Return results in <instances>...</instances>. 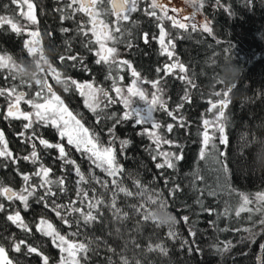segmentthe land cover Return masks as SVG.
<instances>
[{
	"label": "trees",
	"instance_id": "obj_1",
	"mask_svg": "<svg viewBox=\"0 0 264 264\" xmlns=\"http://www.w3.org/2000/svg\"><path fill=\"white\" fill-rule=\"evenodd\" d=\"M31 2L36 5L35 15L38 20L36 25L30 24L23 16L18 15L20 11H25L24 9L17 8L11 0H0V16L11 18L22 29L17 35L11 30L10 25L5 24L0 27V54L6 53L12 56L14 65L12 69H0V88L15 87L16 90L26 88L34 82L33 78L43 80L44 76H47L49 80L52 79L55 91L83 122L90 134H99L100 144L107 147L109 140L107 128L112 124L104 122L97 124L95 114L85 104L84 96L72 87H69L67 92L64 91L65 85L62 83L70 76L79 83H92L94 86L103 87L114 99L116 98L112 91L113 81L106 79L107 66L97 65L95 63L97 57L83 46L93 37L90 35L85 38L77 34L76 29L80 22H83L86 28L89 26V17L85 13L78 12L74 20L62 22L61 14L54 11V8L61 6L56 0H31ZM224 2L232 5L234 15L230 16L222 9H213L210 4H206L202 9L203 16L213 22L211 25L214 30L213 36L196 32L192 33L190 38L175 41L176 56H179L180 61L189 68V75L194 77L198 86L196 89H189L191 103H185L176 114L178 118L183 117L185 126L179 127L176 121L159 109V106L153 113V120L161 124V128L156 130L157 133L183 147L184 158L179 162L178 169L174 172L155 167V162L145 150L150 143L149 139L137 135L144 128L151 130L150 123L134 126L133 119L123 125H116V135L120 139L132 141L123 155L118 141L112 145L117 162L124 170L119 175L117 183L134 193L133 197H126L123 193H119L116 197L117 206L128 213V218L117 221L113 218L111 210L102 206L103 219L87 227L81 225L79 235L72 236L71 233L77 231L76 226L69 228L62 224L51 210V206L45 208L30 198L29 209L23 211L20 202L16 201L15 208L21 209L25 222L32 227V235H29L6 219L12 207L10 202L0 197V202L5 203L8 209L0 213V244L8 250V257L13 263L42 264L40 256L26 255L23 248L20 253L12 251L11 238L14 237L17 242L26 240L28 244L37 247L49 257V264H59L60 250L53 246L50 238L36 232L33 226L43 217L71 243L93 242L90 247L94 251L89 253L88 264H123L122 257L127 259L128 264H260L258 257L264 258V249L261 247L264 245V232L259 227L253 228L254 235L243 230L235 231L236 228H252V223L248 220L249 213L242 212L241 216L236 218L234 211L243 203L242 196L246 195L253 200V204L248 207L254 208L255 196L264 193V0H253L251 8L244 7L241 0H224ZM145 6V4L140 5L141 8ZM100 7L104 22L112 26L115 17L108 12L109 5L105 3ZM132 21H138V24ZM156 24L157 21L145 16L143 12H136L132 14L130 21L122 22L123 34L113 33L118 37V40L112 43L119 53L118 59L129 60L140 73L141 79L145 81L164 77L163 71L157 73L156 69L169 63L166 56L160 55L158 43L152 40L153 35H159ZM163 26L173 38L179 35L187 36L183 30L172 28L168 20H164ZM64 27L71 31L61 32V28ZM26 29L39 32L41 58L28 52L24 47ZM144 32L149 35L148 44L138 39ZM217 40L220 43H217ZM128 41L133 43L132 49L126 47ZM68 44L71 45V51L67 49ZM90 47L95 50L99 46L92 44ZM76 54L86 58L84 64L89 71H84L79 65L69 67L72 62L59 60L61 55ZM177 74L179 75L178 70ZM112 76H123L124 84L133 79L127 67L122 71H117L114 67ZM232 85H235V88ZM160 86L165 89L162 98L166 101L168 109L174 110L184 94L183 82L168 76L161 80ZM142 87L150 100L155 89L148 83H143ZM121 88L124 89L122 86ZM227 89H232L229 93L230 103L225 110L226 115L229 116V124L226 128L228 143L221 144L217 134L216 150L205 159H200L202 120L211 118L214 112L208 111L209 101L217 102L222 99V95L218 97L215 94L223 93ZM8 104L7 96L0 97V129L4 130L9 148L14 155H27L31 148L21 143L17 136L25 121L4 120L3 116ZM108 111L121 115L125 109L122 103H117ZM168 124H173L171 133L166 131ZM37 130L42 138L52 143L64 144L65 150L71 159L76 160L88 180V183L82 184L81 187L88 191L90 199L95 195L97 198H103L107 204L115 191L111 183L113 177L91 165L79 152L67 145L66 139L60 140L56 129L49 126L38 127ZM37 148L44 165L53 170L50 178L64 176L65 187L68 189L66 195L49 198V202L55 199L57 204H62L76 199L75 181L78 177L71 173L72 166L68 165L65 171H61V162L55 159L57 155L55 149L45 150L39 144ZM164 150L178 151L168 145L164 146ZM16 167L17 165L12 164L7 168L0 167V182L19 191L23 181L16 173ZM18 167L21 172L31 174L38 165L21 160ZM161 172L164 173L163 176ZM194 173L203 177L196 182L197 187L205 192L201 197L203 205L205 208L213 209V215L202 212L200 206L194 202L197 193L190 184ZM93 177L107 181L108 187L103 188ZM137 179L143 185L142 189H137L134 183ZM172 179L180 183L182 193L169 195V190L173 186ZM165 180H168L167 184ZM33 182H38V178H34ZM92 189H95V193ZM209 190L214 191L216 195L207 196ZM53 191H57L55 186ZM133 204L140 208L138 213L131 210L130 206ZM76 206H80L79 201ZM225 209L229 212L228 216L223 215ZM184 215L190 217L188 224L181 219ZM143 216L148 220H144ZM173 218L179 223L175 224ZM259 218H261L259 213L252 214L253 220ZM69 219L71 220L72 217ZM193 220L196 221L195 237L189 234ZM211 221H215V227L210 226ZM116 229H119V234ZM220 229L229 230L220 231ZM169 230L178 234L176 239L168 237ZM97 238H100L99 241ZM184 241L188 242L187 245L183 243ZM227 241H231L233 247L222 256L210 247L217 242H221L222 246ZM156 244H162L167 249V254L159 250L148 251L149 245ZM108 247L115 251L109 252ZM197 248L200 249L199 252L196 251ZM81 264H84V261H81Z\"/></svg>",
	"mask_w": 264,
	"mask_h": 264
},
{
	"label": "snow or ice",
	"instance_id": "obj_2",
	"mask_svg": "<svg viewBox=\"0 0 264 264\" xmlns=\"http://www.w3.org/2000/svg\"><path fill=\"white\" fill-rule=\"evenodd\" d=\"M60 7L54 8L55 12L60 13V20H74L76 14L85 13L88 17V27L86 28L83 22L78 24L76 29L77 34L88 38L90 35L93 39H88L84 43V48L93 53L97 59L95 63L97 65H105L108 69V76L106 79L113 81L112 91L115 93V99L109 94V91L105 90L103 87L94 86L92 83H79L77 80L72 79L70 76L67 77L62 83L65 85L64 91H68L69 87L75 88L80 92L82 96H88L85 100L86 106L90 109L92 113L95 114V119L97 124L111 123L112 126L107 128V135L109 137L108 146L104 147L100 144V136L97 133L90 134L88 129L84 128L75 117H72L76 127H71L68 120L63 118V113L67 112V108L63 107V102L60 100L59 96L52 93V88L46 86L47 93L52 94V99H49L47 95L43 92L38 91L35 93L36 99H43L44 103H34L33 100H26L25 103L31 105L32 112H22L19 108L20 102L24 99L25 93L16 92V88L12 87L10 89L0 88V97L7 96L9 101L7 105V110L3 116L4 120H23L25 123L22 125V130L17 133L18 138L21 143L27 144L31 151L27 155H14L13 151L9 148V142L6 138L3 129H0V167L7 168L9 164L17 165L15 168L16 173L21 177L23 185L19 191L14 190L12 187L3 185L0 182V197L4 198L6 201L10 202L12 211L6 216V219L10 221L17 228L21 229L25 233L32 235V227L25 222L24 217L21 215V209L15 208V202L19 201L22 205V210L27 211L30 207L29 200L32 198L35 203L42 204L45 208L51 206V210L60 219L61 223L67 225L69 228L76 226L77 231L71 233L72 236L79 235V229L81 225L85 227L92 225L93 223H98L103 219V212L101 207H105L111 210L112 216L117 221H122L128 218V213L123 212L121 208L117 206V195L123 193L126 197H133L134 193L124 187H121L117 181L119 175L124 171L123 166L117 162L115 149L112 147L113 143L117 142L120 146L121 155L124 154L125 150L131 146L132 141L129 139H120L116 135V125H123L126 121L134 119V126L151 124V130L144 128L142 131L138 132L137 135L146 136L150 143L146 146L145 150L149 153L151 160L155 162V167L157 169L173 170L174 172L178 169L179 162L183 160V147L174 140L163 138L157 133V129L161 128V124L153 120V113L157 111V106L159 109L166 112L169 117L176 121L179 127H184L185 123L183 117L178 118L177 113L183 108L185 103H191V93L189 89H196L198 86L195 82L193 76L189 75V68L186 67L184 63L180 61L179 56H176V40L190 38L192 33L202 32L207 33L209 36L214 35V30L212 25V20L207 17L204 18L203 22L196 21V16L198 13L202 14V9L206 4H210L213 9H222L228 15H234L232 11V5L230 3H225L224 0H186V3L191 5L195 11L190 15H182L183 9L177 7L169 8L168 5L171 4L172 0H56ZM11 3L16 5L17 8L23 9L26 7L27 11H20L18 15L23 16L30 24H38L37 17L35 15L36 5L31 2V0H11ZM107 3L109 5L108 12L115 17L112 27L109 28L103 20L98 19L101 15L100 11L97 10V5H104ZM244 7L251 8L253 6V0H241ZM145 4L146 6L141 8L140 5ZM7 7V5H5ZM136 12H143V14L151 19L157 21L156 27L159 29V35H153L152 40L156 41L159 45V53L161 56H166L169 63L163 65L162 68H157L156 72L160 73L163 71L164 77L157 80L145 81L141 79L140 73L132 66L131 62L126 59H118V51L116 47H107V42H116L118 37L111 33H122L121 24L122 22H128L131 20L132 14ZM171 12L173 15H169ZM177 16H181L177 19ZM164 20L171 22V27L178 30H183L185 35H179L175 38L167 32L163 26ZM182 21H188L187 23ZM134 24H138V21H132ZM10 25L11 30L19 35L22 29L13 22V20L7 16H0V27L3 25ZM191 29V32H189ZM71 29L64 27L61 28V32L68 33ZM51 35V33H49ZM30 37L39 36L38 31L30 32ZM167 38V39H166ZM138 39H142L145 44L149 43V35L144 32ZM217 43L220 41L217 40ZM33 41H25L24 47L30 52L31 45ZM96 44L99 47L93 50L90 45ZM128 49L134 47L131 41L126 43ZM68 51H71V45H67ZM227 51V50H226ZM85 57L79 54L76 55H61L59 60L61 62L67 60L72 62L69 67H77L78 65L83 68L84 71H89L88 67L84 64ZM12 56L5 54H0V69H12ZM115 67L117 71H122L125 67L130 69L131 76L134 78L132 80V85L127 87V95H124V89L117 86V81H122L123 76L113 77L112 69ZM177 70L179 75L177 74ZM168 76H173L176 79L183 82L185 89L184 94L181 97V102L176 105L174 110H169L166 101L162 98L165 94L164 87L161 85V80ZM140 83L151 84L155 91L152 93V98L149 100L146 93L136 87L137 81ZM87 89V92L85 91ZM232 89H227L223 93L217 92L216 96H223L217 102L209 101L210 108L209 112H214L212 119H203L202 127L203 131L201 133V149L199 152L200 159H205L208 155L216 150L215 140L217 139V134L219 135V140L221 144L228 143V135L226 133V128L229 124V116L226 115L225 110L228 108L230 103L229 93ZM136 96L141 101H144L147 105L146 111L144 108L132 107L131 97ZM122 103L125 111L123 114L118 115L115 112H109L114 104ZM146 112V114H144ZM70 115V114H69ZM56 129L58 137L60 140L66 139L67 145L74 148L81 156L87 159L91 165L96 168L101 169L108 176L113 177L111 183L115 187V191L109 199V202L105 204L103 198H97L95 195L90 199L89 193L83 187L82 184H87L88 180L85 178L84 174L80 170V166L77 164L76 160L71 159L69 153L65 150L63 143L57 142L52 143L48 139L42 138L38 132V127H49ZM166 131L171 133L173 131V124H168L166 126ZM39 144L45 150L55 149L57 155L55 159L61 162V171L66 170V166L71 165V173L74 174L78 179L75 181V197L76 199L70 200L68 203L57 204L55 199L49 202V198H55L58 195H66L68 189L65 187V177L60 176L55 179L50 178L52 173V168L46 167L42 161L40 151L37 148ZM168 145L170 147L178 149V151H167L164 150V146ZM27 161L32 165H38L36 170L29 173L21 172L18 164L19 161ZM158 161V162H157ZM161 172V176H163ZM34 178H38V182H33ZM93 179H96L93 177ZM171 179V178H170ZM198 173H194L193 177L190 179V184L195 193H197V198L194 201L195 204L200 206L202 212H207L209 215H213V209L205 208L201 197L205 195V192L197 187V181L202 180ZM96 183L100 184L103 188L108 187L107 181H101L96 179ZM137 189H142L140 181L137 179L134 181ZM168 183V180H165ZM172 188L169 190V195L176 193H182L180 183H177L175 179H172ZM53 186L56 187L57 191H53ZM95 193V189H92ZM140 193H137L139 195ZM207 196H215L214 191H207ZM256 206L248 207V205L253 204V200H250L248 196H242L243 203L234 211V216L239 218L242 212H247L250 215L248 220L252 223V228H236L235 231H245L253 233V228L259 227V229L264 232V193H258L255 196ZM79 201L80 206L77 205ZM142 208V206H140ZM133 212H139L135 204L130 206ZM8 209L5 203L0 202V213L6 212ZM259 213L260 217L257 220L252 219V214ZM224 216H228L229 212L225 209ZM69 217H72L70 220ZM144 220H148L146 216H143ZM185 224L189 223L190 217L184 215L181 217ZM179 223V221H178ZM196 221H192V227L189 228V234L192 237L197 235V230H195ZM36 232L41 235L51 239L54 247L60 250L61 256L59 264H88L89 253L93 252L94 249L90 247L89 243H71L65 236L61 235L56 227L47 219L41 217L35 224ZM211 227H215V221L210 222ZM229 229H220V231H227ZM117 234H119V229H116ZM170 239H176L178 234L169 230L167 233ZM254 235V233H253ZM100 238H97L99 241ZM106 245V242H104ZM187 245V241L183 242ZM107 246V245H106ZM212 249L218 255H224L229 252L233 247L231 241L224 242L221 246V242L214 243L210 245ZM264 249V245L261 246ZM25 250L26 255L36 254L41 257L42 264H49V257L44 255L43 252L39 251L37 247L28 244L26 240L16 241L15 238H11V250L17 253ZM159 250L161 253L167 254V249L162 244H156L155 246L149 245L148 251ZM109 252H114L115 250L108 247ZM196 251H200L199 248ZM123 264H128L127 259L121 258ZM260 264H264V258L258 257ZM0 264H13V260L8 257V250L0 244Z\"/></svg>",
	"mask_w": 264,
	"mask_h": 264
},
{
	"label": "rangeland",
	"instance_id": "obj_3",
	"mask_svg": "<svg viewBox=\"0 0 264 264\" xmlns=\"http://www.w3.org/2000/svg\"><path fill=\"white\" fill-rule=\"evenodd\" d=\"M165 2H167V0H165ZM100 6L101 5H99V4L97 5V10L100 11V13H101V15L98 17V19L104 21V17L102 15L103 13L101 11L102 9H101ZM168 7L169 8H171V7H177V8L183 9V13L181 14V16L182 15H190L193 11H195V9L191 5H189L188 3H186V0H172L171 4H169ZM23 9L25 11H27L26 7H24ZM169 15H173V14L171 12H169ZM181 16H177V19H180ZM204 18L205 17L203 16V14L198 13L197 16H196V21L203 22L204 21ZM182 22L187 23L188 21H182ZM104 23L107 24L109 26V28L112 27L110 24H108L106 22H104ZM169 23H171V22L169 21ZM30 32H34V30H29V29H26L25 30V33H26L25 41H28V40L33 41V44L31 45V49L32 50L30 51V53L34 54L38 58L39 57L41 58L42 57V51H41V48H40L39 36H37V37H30L29 36V33ZM111 34H113V33H111ZM112 43H113L112 41L107 42V47H113L112 46ZM44 77L45 78H43V80L37 79V78H33V81L34 82L31 83V86L26 87V88L23 87L21 89H17L16 90L17 93H20V92L25 93L24 99L21 100L20 105H19L20 110L22 112H32L33 111L31 105L25 103L26 100H33L34 103H44L45 102L43 99H36L35 93L38 92V91L43 92V94L44 95H47L49 97V99H52V94L47 93V89H46V86H50L52 88V93H54L56 96H59L60 97V100L63 102V105L62 106L65 107V108H67V112L66 113H63V118L65 120H68L69 125L71 127H76L74 121L72 120V117H75V120H78L80 122V124L83 125V127L87 129V127L83 124V122L67 106V104L64 102V100L62 99V97L55 91V88H54L52 79L49 80L47 78V76H44ZM131 85H132V81L131 82H128V83L126 82V84L123 83V80L122 81H119V80L117 81V86L124 87V90H125L124 91V94H126V95H127L126 89H127V87H129ZM136 87L145 92L144 87H142V83H140L139 80L137 81ZM85 91L87 92V89H85ZM145 93L147 95V92H145ZM84 98L86 100V99H88V96H84ZM131 100H132V107L144 108L143 110L146 111L147 105L145 104L144 101H141L136 96L131 97ZM10 102L11 101H9V103ZM213 111L215 112V110H213ZM214 112H213V116H214ZM144 114H146V112ZM213 116L211 118H209V119H212ZM13 264H15V263H13Z\"/></svg>",
	"mask_w": 264,
	"mask_h": 264
},
{
	"label": "clouds",
	"instance_id": "obj_4",
	"mask_svg": "<svg viewBox=\"0 0 264 264\" xmlns=\"http://www.w3.org/2000/svg\"><path fill=\"white\" fill-rule=\"evenodd\" d=\"M232 87L235 88V85H232ZM173 220H174L175 224H178V220L177 219L173 218Z\"/></svg>",
	"mask_w": 264,
	"mask_h": 264
}]
</instances>
